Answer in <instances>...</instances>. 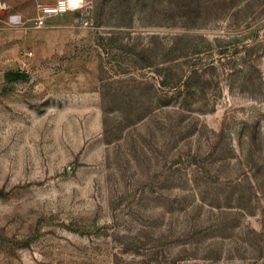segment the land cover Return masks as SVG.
<instances>
[{
	"label": "rangeland",
	"instance_id": "1",
	"mask_svg": "<svg viewBox=\"0 0 264 264\" xmlns=\"http://www.w3.org/2000/svg\"><path fill=\"white\" fill-rule=\"evenodd\" d=\"M56 1L0 0V264H264V0Z\"/></svg>",
	"mask_w": 264,
	"mask_h": 264
},
{
	"label": "built area",
	"instance_id": "2",
	"mask_svg": "<svg viewBox=\"0 0 264 264\" xmlns=\"http://www.w3.org/2000/svg\"><path fill=\"white\" fill-rule=\"evenodd\" d=\"M85 7V0H57L52 4L39 5L38 14L33 19V23L36 27H42L51 16L69 12H81ZM2 8L3 6L0 3V11ZM14 21L17 20L14 18Z\"/></svg>",
	"mask_w": 264,
	"mask_h": 264
},
{
	"label": "water",
	"instance_id": "3",
	"mask_svg": "<svg viewBox=\"0 0 264 264\" xmlns=\"http://www.w3.org/2000/svg\"><path fill=\"white\" fill-rule=\"evenodd\" d=\"M7 10H1L0 11V20H2L4 18V16L6 15Z\"/></svg>",
	"mask_w": 264,
	"mask_h": 264
},
{
	"label": "trees",
	"instance_id": "4",
	"mask_svg": "<svg viewBox=\"0 0 264 264\" xmlns=\"http://www.w3.org/2000/svg\"><path fill=\"white\" fill-rule=\"evenodd\" d=\"M24 76V73H19V76H18V78H22Z\"/></svg>",
	"mask_w": 264,
	"mask_h": 264
}]
</instances>
